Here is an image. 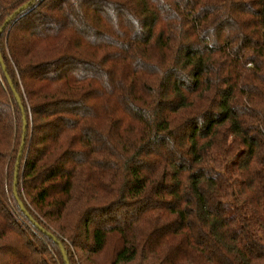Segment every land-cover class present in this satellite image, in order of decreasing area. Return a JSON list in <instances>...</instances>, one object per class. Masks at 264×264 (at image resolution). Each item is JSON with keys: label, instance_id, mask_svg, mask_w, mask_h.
Listing matches in <instances>:
<instances>
[{"label": "trees", "instance_id": "1", "mask_svg": "<svg viewBox=\"0 0 264 264\" xmlns=\"http://www.w3.org/2000/svg\"><path fill=\"white\" fill-rule=\"evenodd\" d=\"M30 1L0 0V27L28 3L0 34V264H264V0Z\"/></svg>", "mask_w": 264, "mask_h": 264}, {"label": "water", "instance_id": "2", "mask_svg": "<svg viewBox=\"0 0 264 264\" xmlns=\"http://www.w3.org/2000/svg\"><path fill=\"white\" fill-rule=\"evenodd\" d=\"M33 0L30 1V3L32 2ZM28 7V3L20 6L18 9H16L11 17L5 21L2 25V27H0V34L2 33V30L3 28L9 23L11 22L10 19L15 17L16 15H18L20 12H22L23 10H25L26 8ZM8 83L10 84V87L12 88V84L10 83L9 79H7ZM16 101L18 103V105L20 106V108H22L21 106V100L19 98V96L16 95ZM25 126H26V119H25V116L22 117V131L25 133ZM24 133L21 137V142H20V146H19V150H18V154H17V158H16V162H15V165H14V173H13V194H14V197L19 205V207L21 208L22 211H24V213L28 215L26 209H25V206L24 204L20 201V199L18 198V194H17V181H18V168H19V161H20V158H21V155H22V151H23V148H24ZM31 218V217H30ZM50 236L53 238L54 241L57 242V238L53 235L50 234ZM60 246L62 245L60 242H57ZM62 248V247H61Z\"/></svg>", "mask_w": 264, "mask_h": 264}]
</instances>
